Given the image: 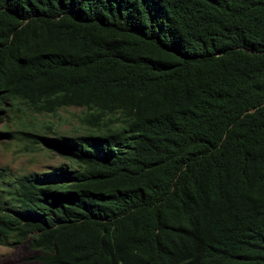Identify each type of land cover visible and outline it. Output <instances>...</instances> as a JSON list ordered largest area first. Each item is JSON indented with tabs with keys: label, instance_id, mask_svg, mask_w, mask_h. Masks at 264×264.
<instances>
[{
	"label": "trees",
	"instance_id": "16d2710c",
	"mask_svg": "<svg viewBox=\"0 0 264 264\" xmlns=\"http://www.w3.org/2000/svg\"><path fill=\"white\" fill-rule=\"evenodd\" d=\"M17 105L74 125L9 128ZM3 119H6L3 121ZM0 245L40 264H264V0H0Z\"/></svg>",
	"mask_w": 264,
	"mask_h": 264
},
{
	"label": "rangeland",
	"instance_id": "374dc122",
	"mask_svg": "<svg viewBox=\"0 0 264 264\" xmlns=\"http://www.w3.org/2000/svg\"><path fill=\"white\" fill-rule=\"evenodd\" d=\"M17 107L19 110L11 112L10 117L6 118L9 128L17 129L22 126L28 130L32 125L39 127L51 124V129H43L46 135H52V129L59 127L69 131L74 125V114L77 112L74 108L63 109L57 119L49 115L30 113L21 105ZM3 121L0 122V130L3 129ZM62 162L63 158L46 150H31L18 140L0 141V172L4 174V178L30 171H44ZM36 254L37 251L30 249L26 242L9 246L0 245V264H40L34 257Z\"/></svg>",
	"mask_w": 264,
	"mask_h": 264
}]
</instances>
